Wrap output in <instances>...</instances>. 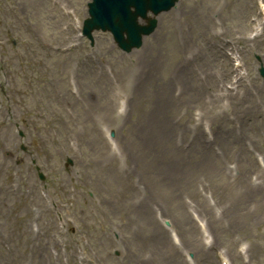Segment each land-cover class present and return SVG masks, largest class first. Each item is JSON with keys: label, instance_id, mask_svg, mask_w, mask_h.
<instances>
[{"label": "rangeland", "instance_id": "374dc122", "mask_svg": "<svg viewBox=\"0 0 264 264\" xmlns=\"http://www.w3.org/2000/svg\"><path fill=\"white\" fill-rule=\"evenodd\" d=\"M71 1L63 10L52 6L50 17L45 0H0V50L7 63L17 71L18 90L26 88L24 75L8 45L10 32L17 37L23 52L37 63L40 61V68L46 69L50 76L46 78V91L40 99L41 111L31 98L24 106L14 104L13 109L17 118L27 112L30 114L25 128L27 143L47 159L55 176L52 189L56 200L90 237L89 241L82 236L75 239V251L87 255L94 264H142L144 252L154 251L156 240L167 234L150 210H139L135 205L138 195L130 189L129 172L108 153L103 134L97 127L96 117H105L116 126L120 142L130 149L128 159L136 164V171L146 186V201L159 205L162 217L173 230L177 229L180 241L195 251L197 264H208L207 255L196 239L180 229L188 219V210L212 223V238L221 246L236 253L243 249L256 264H263L264 198L252 193L249 185L254 175L257 181L261 180L256 174V155L264 160V88L257 93L251 90L254 86L260 87L253 80L252 56L262 54L264 59V47L252 44L244 31L250 0H182V7L163 15L156 32L142 49L131 55L113 52L102 37L101 57L105 63L87 60L88 70L97 73L98 78L87 69L80 71L87 104L82 108L73 104L76 113L68 117L65 105L60 103L70 104L65 84L67 59L44 53L46 48L40 50L32 41L35 36L42 45H56L55 49L72 38V18L66 13L75 16L81 0ZM36 13L39 17H35ZM29 28L32 31L25 33ZM227 52L242 57L246 73L245 81L232 94L226 90L229 77L225 80L219 77L220 70L230 69L225 60ZM28 56L26 59H31ZM147 57L155 63L151 72L146 70L144 63ZM181 61L188 66L185 85L188 87L186 93L171 100L166 117L173 126H181L179 130L185 133L207 128L215 146H220L222 152L204 150L195 144L182 150L167 143V138L157 140L158 145L163 142L160 146L150 147L144 143L146 120L155 112L162 90L166 89L167 96L170 95L175 67ZM41 86L37 84L38 93ZM54 87L59 89L61 96L53 95ZM220 87L222 92L229 94L226 106H222L219 97ZM121 96H124L125 115L114 118ZM10 104L0 96V105H4L0 114L10 117V110H4L5 105ZM195 112L198 114L196 120L192 119ZM1 139L3 149L11 146L8 125L2 127ZM71 146L78 149L73 155L75 175H80L83 181L74 178L71 170L61 169V156ZM12 164L11 159L0 163V181L9 166L8 171L17 169L20 172V188L11 199L4 201L3 190L7 188L0 185V203L25 214L28 206L23 191L32 183L31 172L25 164L18 168ZM171 164H175L177 170L173 177L166 174ZM4 178L7 179L8 174ZM88 187L101 201L100 210L93 208L91 211L93 206L85 192ZM106 228L117 229L125 236L128 254L122 262L115 261L109 254L110 241L100 234V229ZM9 241L11 253L0 247V264H20L31 243L21 222ZM157 248L153 264H178L170 243ZM33 255L34 264H44L40 251H33ZM65 256L70 259L75 254L65 250Z\"/></svg>", "mask_w": 264, "mask_h": 264}, {"label": "bare ground", "instance_id": "6f19581e", "mask_svg": "<svg viewBox=\"0 0 264 264\" xmlns=\"http://www.w3.org/2000/svg\"><path fill=\"white\" fill-rule=\"evenodd\" d=\"M163 96H165V94H164V92H163ZM162 104H164L163 102H162ZM160 119V117L158 116V117H156V120H159Z\"/></svg>", "mask_w": 264, "mask_h": 264}]
</instances>
